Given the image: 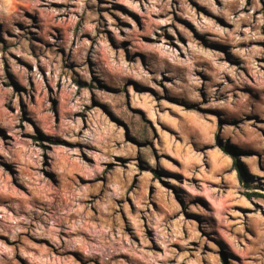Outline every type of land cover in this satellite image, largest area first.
<instances>
[{
    "label": "rangeland",
    "instance_id": "rangeland-1",
    "mask_svg": "<svg viewBox=\"0 0 264 264\" xmlns=\"http://www.w3.org/2000/svg\"><path fill=\"white\" fill-rule=\"evenodd\" d=\"M0 264H264V0H0Z\"/></svg>",
    "mask_w": 264,
    "mask_h": 264
},
{
    "label": "trees",
    "instance_id": "trees-1",
    "mask_svg": "<svg viewBox=\"0 0 264 264\" xmlns=\"http://www.w3.org/2000/svg\"><path fill=\"white\" fill-rule=\"evenodd\" d=\"M224 150H225V152L229 153V151L227 149H224ZM233 165H235V166L237 165L235 160L233 161Z\"/></svg>",
    "mask_w": 264,
    "mask_h": 264
},
{
    "label": "bare ground",
    "instance_id": "bare-ground-1",
    "mask_svg": "<svg viewBox=\"0 0 264 264\" xmlns=\"http://www.w3.org/2000/svg\"><path fill=\"white\" fill-rule=\"evenodd\" d=\"M3 180V179H2ZM5 180V179H4Z\"/></svg>",
    "mask_w": 264,
    "mask_h": 264
}]
</instances>
